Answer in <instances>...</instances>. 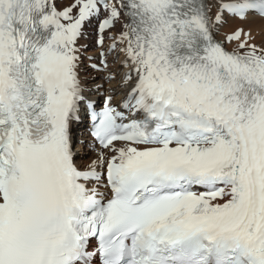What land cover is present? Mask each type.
Wrapping results in <instances>:
<instances>
[{
  "label": "snow or ice",
  "instance_id": "obj_1",
  "mask_svg": "<svg viewBox=\"0 0 264 264\" xmlns=\"http://www.w3.org/2000/svg\"><path fill=\"white\" fill-rule=\"evenodd\" d=\"M0 264H264V0H0Z\"/></svg>",
  "mask_w": 264,
  "mask_h": 264
}]
</instances>
